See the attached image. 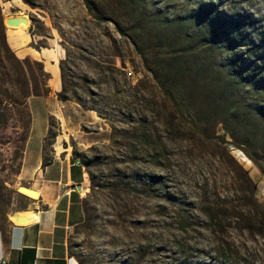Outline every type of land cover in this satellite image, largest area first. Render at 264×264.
<instances>
[{
    "label": "rangeland",
    "instance_id": "1",
    "mask_svg": "<svg viewBox=\"0 0 264 264\" xmlns=\"http://www.w3.org/2000/svg\"><path fill=\"white\" fill-rule=\"evenodd\" d=\"M30 1L0 3L4 18L30 17L17 30L4 22L13 49L52 75L49 93L29 99L34 142L49 111L46 157L55 143L88 172L86 222L71 237L79 263L264 264V171L249 155L264 165V0H146L143 13L134 0H93L97 15L85 0ZM184 37L204 42L195 70L170 59ZM168 65L180 108L154 75ZM11 104L0 116L2 233L26 203L32 127Z\"/></svg>",
    "mask_w": 264,
    "mask_h": 264
},
{
    "label": "crops",
    "instance_id": "2",
    "mask_svg": "<svg viewBox=\"0 0 264 264\" xmlns=\"http://www.w3.org/2000/svg\"><path fill=\"white\" fill-rule=\"evenodd\" d=\"M18 27L8 26V29L17 30ZM44 51L42 49L39 53L43 55ZM32 114L20 179L24 184L38 189L39 196L22 193L26 203L16 210L24 209L32 216L24 222L10 219L7 243L0 230V258L6 257V264H80L72 253L71 237L86 218L88 172L84 163L55 143L52 156L46 159L45 136L49 130V111L43 117L44 129L37 136V142H34L36 126L33 105Z\"/></svg>",
    "mask_w": 264,
    "mask_h": 264
},
{
    "label": "trees",
    "instance_id": "3",
    "mask_svg": "<svg viewBox=\"0 0 264 264\" xmlns=\"http://www.w3.org/2000/svg\"><path fill=\"white\" fill-rule=\"evenodd\" d=\"M31 3L30 0H25ZM88 7L94 11L97 15L96 5L93 0H85ZM136 4V9H140L143 13L146 9L148 2L146 0H134ZM163 15H160L158 18V25L161 26V29L165 31L168 35L170 30L167 29V16L163 12ZM118 27L120 31L124 34L127 33L125 28H122L119 24ZM137 45V42L134 40ZM183 48L181 52H177L176 49L169 48L170 59L173 61L175 59H184L192 69H196L202 63L201 53L204 50V42H199L196 44H188L187 39H183ZM137 48L142 52V48L137 46ZM179 50V51H180ZM181 57V58H179ZM183 57V58H182ZM29 60H34L32 58H22L11 46L8 35L7 27L4 23V14L2 6L0 3V116L5 117L4 122L8 120V112L5 110L7 107L3 106V100L8 99L11 105L17 108L18 111H25V117H21L22 120L32 121L33 115L32 110L29 107V99L33 95H46L50 91L49 79L51 78V72L46 70L45 64L43 61L35 60L39 64V70L34 71V67L29 64ZM173 65H168L164 69V72L158 74L154 71L156 79L159 81L160 85L163 87L164 92L167 96L173 101L176 107L180 108L181 103L183 102V97L179 90L176 88V84L173 81L175 78L176 71L172 70ZM12 90L9 89L8 86ZM3 87V88H2ZM61 95V92H59ZM64 96H61L63 98ZM234 106L232 104H227L224 107V113L226 115H232L234 113ZM28 124L26 123V126ZM250 157L259 165V167L264 171V165L259 162V160L251 153ZM46 159H49L46 157ZM83 162V161H82ZM90 177L93 180V175L90 173ZM22 194V193H20ZM85 207H86V217L88 214L87 200L85 198ZM86 222L85 220L82 222ZM9 223L8 226L3 229L4 242L7 243L9 240ZM81 223V224H82Z\"/></svg>",
    "mask_w": 264,
    "mask_h": 264
},
{
    "label": "water",
    "instance_id": "4",
    "mask_svg": "<svg viewBox=\"0 0 264 264\" xmlns=\"http://www.w3.org/2000/svg\"><path fill=\"white\" fill-rule=\"evenodd\" d=\"M4 22L6 23L7 26L9 27H18V26H24V27H29L30 26V17L27 16L24 13H20V14H11V15H7L4 18ZM29 23V24H28ZM28 25V26H25ZM81 186V183L78 184V187ZM18 189L21 192H28L29 194L33 195H38L39 196V191L38 189L31 187L29 185L26 184H19L18 185ZM26 194V193H25ZM12 216L13 219L17 222H24L30 219V217L32 216L30 214V212L21 209V210H16L14 212H12Z\"/></svg>",
    "mask_w": 264,
    "mask_h": 264
},
{
    "label": "built area",
    "instance_id": "5",
    "mask_svg": "<svg viewBox=\"0 0 264 264\" xmlns=\"http://www.w3.org/2000/svg\"><path fill=\"white\" fill-rule=\"evenodd\" d=\"M0 263L6 264L7 263V258L6 257L0 258Z\"/></svg>",
    "mask_w": 264,
    "mask_h": 264
},
{
    "label": "bare ground",
    "instance_id": "6",
    "mask_svg": "<svg viewBox=\"0 0 264 264\" xmlns=\"http://www.w3.org/2000/svg\"><path fill=\"white\" fill-rule=\"evenodd\" d=\"M29 24V23H28ZM25 26H28V25H25ZM18 28H21V27H18ZM29 195V194H28ZM35 196V195H34ZM12 218H13V216H12Z\"/></svg>",
    "mask_w": 264,
    "mask_h": 264
}]
</instances>
